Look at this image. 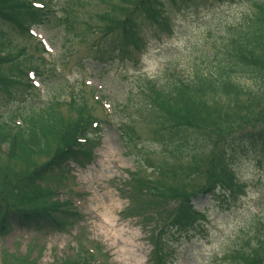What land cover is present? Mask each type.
I'll use <instances>...</instances> for the list:
<instances>
[{
    "label": "rangeland",
    "instance_id": "obj_1",
    "mask_svg": "<svg viewBox=\"0 0 264 264\" xmlns=\"http://www.w3.org/2000/svg\"><path fill=\"white\" fill-rule=\"evenodd\" d=\"M42 1L53 12L52 22L36 25L31 30L34 39L10 33L33 64L43 59L39 67L43 85L24 90L22 101L31 98L41 104L51 97L66 101L65 94L81 95L89 113L101 121L99 131L86 136L99 140L90 163L69 162L36 183L40 190L53 194L36 203H53L57 210H51V215L62 221L61 228L36 231L12 222L9 231L0 233V264H76L72 261L80 260L85 264H155V240L186 197L204 228L199 232L193 227L174 240L163 264H227L231 260L223 258L224 251L247 229L246 219L258 213L264 221V211L259 213L264 209V153L244 140H236L231 155L218 160L213 154L224 152L222 143L215 150L208 145L200 156L166 145V131L159 121L168 115L160 106L168 100L156 92L162 91L163 78L187 79L191 66L218 47L222 28L239 23L244 12L254 13V5L247 0H206L203 6L178 10L166 4L171 33L139 20L143 24L140 43L129 46L112 63L102 64L95 61L97 49L102 55L110 54L104 50L106 39L99 31L104 27L100 14L117 0ZM144 6L134 9L131 16L149 21L142 14ZM7 67L2 65V71L8 72ZM239 73L247 85V72ZM13 98L0 94V118L22 106ZM189 107L185 104L186 110ZM60 114L66 119L75 116L66 102ZM255 118L252 124L248 116L230 128L224 124L222 130L237 133L254 125L262 127L257 122L264 124V99ZM189 136L202 138L198 133ZM46 158L35 155L20 164L0 153V166H16L11 177L24 176ZM152 181L158 188L154 192L148 189ZM217 181L230 192L218 190L213 197L201 192L191 195L201 185ZM147 182L148 187L140 185Z\"/></svg>",
    "mask_w": 264,
    "mask_h": 264
},
{
    "label": "trees",
    "instance_id": "obj_2",
    "mask_svg": "<svg viewBox=\"0 0 264 264\" xmlns=\"http://www.w3.org/2000/svg\"><path fill=\"white\" fill-rule=\"evenodd\" d=\"M247 1L254 5L255 12H244L239 23L226 24L222 28L224 34L218 47L206 51L203 60L191 66L187 79H162V91H157L156 94L168 100L167 104L160 105L168 115L164 116L165 118L159 116V125L164 126L166 131V145L170 144L175 150L188 149V153L200 156L208 145L211 144L210 149L212 147V150H215L222 143L224 152L212 153L214 159L218 160L222 159L223 155L225 158L226 154L231 155L230 148L234 147L236 140H244L243 143L247 142L252 147L258 146L264 153V124L259 120L257 123L262 127L257 128L254 125L249 131L236 133L222 130L224 124L230 128V125L239 124L241 119L247 116L252 118V124L264 99V0ZM206 2L138 0L136 4L131 5V0L111 2L105 12L100 14L104 27H99L102 37L106 39L104 50L109 51L110 55H102V50L97 49L95 61L102 64L112 63V59L127 52L129 46L136 47L142 35L140 29L143 24L138 22L139 20L149 24L151 22L152 26H159L160 30L171 33L170 13L166 4L177 6L178 10H188L203 6ZM37 3L38 0H0V94L14 97L13 100L22 105L15 114L0 118V153L11 162L20 164L35 155L47 157L43 163L34 166L33 170L24 176L18 174L11 177L9 173H13L16 166H0V233L9 231L12 222L36 231L45 230L47 227L60 229L62 221L51 215V210H57L56 206L49 202L36 203L38 200L52 198L53 194L46 193L45 188L40 190L36 183L47 173L64 168L69 162L79 166L88 164L99 140L95 136H86L89 132L96 134L101 121L89 113L86 101L81 95H67V101L51 97L41 104L33 103L31 98L22 101L24 90L31 89V81L28 80L25 69H32L43 82V73L39 69L43 60L40 57L38 62L33 64L31 58L24 56V49L17 48L10 33L32 38L28 33L32 26L52 22V10L45 4L39 3L40 6H36ZM145 4L147 7H143L142 14L149 21L140 15L137 18H134L135 15L131 16L134 9L136 11L139 6ZM4 64L8 65V72L2 71L1 66ZM241 70L247 72V85L242 84V80L237 76ZM241 98H244V102ZM65 102L67 109L75 113L74 117L66 119L60 114V107ZM171 103L175 105L174 108L170 106ZM240 103L244 106L239 107ZM185 104L191 107L186 110ZM195 133L202 137L200 141L189 136ZM189 145L190 149L187 147ZM232 175L230 176L233 177ZM221 182L201 185L194 189L191 195L201 192L213 197L218 190L226 193L228 188L220 186ZM153 183L152 181L150 186L148 182L140 185L149 186V191L154 192L157 187ZM189 199L190 197L182 199L169 219L170 222L162 228L160 236L156 238L153 248L158 252L155 264H163L167 249L175 245L173 241L179 240L188 228L197 222V215H193ZM30 203L34 205L31 206ZM263 211L264 209L260 208L259 213ZM257 215H253L255 218L251 219L249 216L246 219L247 229H242V235L240 234L229 249L224 251L223 258L232 261L227 264H264V221ZM194 226L197 230L201 228L197 224ZM72 262L85 264L82 260Z\"/></svg>",
    "mask_w": 264,
    "mask_h": 264
}]
</instances>
